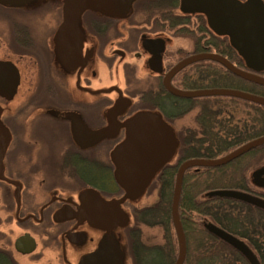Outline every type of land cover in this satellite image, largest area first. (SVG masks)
Here are the masks:
<instances>
[{"label": "flooded vegetation", "instance_id": "af4514ba", "mask_svg": "<svg viewBox=\"0 0 264 264\" xmlns=\"http://www.w3.org/2000/svg\"><path fill=\"white\" fill-rule=\"evenodd\" d=\"M209 1L175 0L169 5V0H133L127 19L87 9L62 34L61 0L0 3V264H93L90 259L107 240L121 254L119 264H137L131 238L139 206H128L130 198L117 204L126 191L117 182L112 156L128 140L125 124L140 114L167 123L177 141L175 160L163 165L151 183L177 163L183 138L194 141L198 152L224 157L264 136L262 116L241 128L223 100L199 97L185 104L165 87L168 74L181 61L199 54H218L264 77V64L253 67L245 61L250 56L233 43L235 31H217L210 23L204 11ZM213 1L242 7L257 1L264 12V0ZM177 5L200 13L195 21L169 13L168 7ZM191 24L196 25L192 31ZM165 38L186 41L191 48L173 49ZM215 64H191L170 85L183 91L214 89L198 86L211 85ZM243 81L239 86L250 93L264 89ZM196 111L194 127L185 124L184 115ZM107 130L110 135L88 143L89 134ZM263 147L220 167L231 166L229 180L261 199L264 193L250 188H264L259 183L264 167L255 170L257 180L249 173ZM242 158L246 160L232 165ZM122 206L128 213L120 211ZM124 214L130 217L127 225ZM139 245H148L141 232Z\"/></svg>", "mask_w": 264, "mask_h": 264}, {"label": "water", "instance_id": "95a60500", "mask_svg": "<svg viewBox=\"0 0 264 264\" xmlns=\"http://www.w3.org/2000/svg\"><path fill=\"white\" fill-rule=\"evenodd\" d=\"M31 0H0L4 4H19ZM133 0H66L65 24L60 32L79 20L81 13L87 9L95 10L104 15L125 16L130 10ZM204 11L209 21L218 29L226 28L235 31L233 43L245 55L253 67H260L264 64V12L261 5L256 1L252 6L242 7L239 4H227L225 2L210 0ZM230 32V31H228ZM232 34V33H231ZM161 44V43H160ZM200 61H213L223 66L234 76L249 83L264 87V77L239 69L227 59L218 54H199L181 61L167 76L166 89L176 97L190 99L199 97L223 96L233 97L264 106V97L250 92L237 89L214 88L194 91L177 90L170 85V79L185 67ZM115 109L110 113L114 114ZM128 140L120 145L114 152L112 158L116 165V179L118 184L126 191L125 196L117 201V204L124 203L127 199H137L148 189L155 174L163 165L170 161L176 153L177 141L172 128L161 121L153 114H140L125 124ZM110 135L109 130L89 134V142L96 141L103 136ZM264 146V136L254 140L232 153L218 159H189L184 161L176 174L175 186L172 200V221L178 240V257L175 264H184L187 246L182 221L179 214V204L182 193V186L185 174L194 168H220L234 160L242 157L252 149ZM264 176V168L259 171ZM264 186V179L260 180ZM225 197L232 198L251 204L264 210V199L239 192L222 191ZM223 237V236H222ZM240 250L249 264H260L255 254L244 244L233 242L223 237ZM121 254L112 241L107 240L100 253L90 259L93 264H119Z\"/></svg>", "mask_w": 264, "mask_h": 264}, {"label": "trees", "instance_id": "16d2710c", "mask_svg": "<svg viewBox=\"0 0 264 264\" xmlns=\"http://www.w3.org/2000/svg\"><path fill=\"white\" fill-rule=\"evenodd\" d=\"M174 2L175 0H169V5ZM168 8L169 13L174 11L173 8ZM257 89L260 93L255 94L264 97V89L260 87ZM253 107L264 109L259 105ZM193 144L194 141L183 138L177 163L167 166L161 175L159 174L148 186V196L157 190L156 200L134 210L136 233L135 237L131 238L133 248L131 254L137 264H175L177 260L178 254L175 252L170 229L173 224L172 200L178 166L188 159H216L223 156L208 150L198 152L193 149ZM259 151L264 154V147ZM240 161L237 160L232 165L239 164ZM229 167L231 166L198 168L192 172L188 170L185 174L179 204V214L187 246L184 264H249L243 253L233 244L208 230L202 223L203 218L210 219L225 233L244 242L247 248L255 254L260 264H264V210L220 194L222 191L242 192L244 190L235 181L229 180L230 176L227 172H232L227 171ZM235 175L233 173V177ZM222 179L224 183H216L217 180L220 182ZM185 190H187V196L186 193L184 194ZM213 191H215L214 196L202 197ZM141 225L149 229H163L164 244L139 247ZM138 261L142 262L138 263Z\"/></svg>", "mask_w": 264, "mask_h": 264}, {"label": "rangeland", "instance_id": "374dc122", "mask_svg": "<svg viewBox=\"0 0 264 264\" xmlns=\"http://www.w3.org/2000/svg\"><path fill=\"white\" fill-rule=\"evenodd\" d=\"M43 1V0H41ZM61 5H62V12H63V16L62 18L64 19V11H65V7H66V0H61ZM179 5V3H178ZM176 6V8H173L175 13L178 14H184V15H188L190 16V18L193 19V21H195V14L200 13V10H196L195 8H190V6ZM128 14L125 16H121L120 18L122 19H127L128 18ZM194 24V22H193ZM191 24L188 27V30H193L196 28V25ZM184 36H189L186 32H184ZM165 40L170 43L173 44V49L176 48V46H180L182 45L184 47L185 50H187V48H191L189 46H191L190 44L186 43V41H182V40H171L168 38H165ZM245 61H247L248 63H250L249 60L245 59ZM216 65V74H215V79L214 81H212L211 85L209 87L211 88H227V89H238V90H242V91H247V89L243 86H239L244 84L245 82L243 80H241L238 77H235L232 74H225L221 65L219 64H215ZM221 68V69H220ZM229 73V72H227ZM107 87V86H105ZM247 87V86H246ZM190 89V88H185V90ZM200 99V98H198ZM223 100L220 101L221 104L225 105L226 107L229 108L230 113L234 116V124L235 125H239V127L243 128L245 125H248V127L252 126V121L253 119L259 115L260 117L262 116L264 119V109H256L254 103L248 102V101H244L238 98H233V97H223V96H211V97H205L204 99H200L199 101L202 100ZM194 98H190V99H185L184 98V103H191V101H193ZM225 100V101H224ZM234 101V102H231ZM238 101V102H235ZM254 104V105H253ZM253 105V106H252ZM258 106V105H257ZM260 106V105H259ZM263 107V106H261ZM227 108V109H228ZM226 110V109H225ZM157 115H159L158 113H156ZM197 114L196 112H192V113H186L184 115V123L185 124H191L192 127H194L192 119L193 117ZM264 132V130H263ZM193 154V153H192ZM221 155V154H220ZM192 156V155H191ZM251 156V155H250ZM257 157H259L257 160H254L253 162H251V171L249 173L250 178L252 179V181L257 180L258 178H260L257 173L255 172V170H259L261 167H264V154L262 155H258ZM247 158V157H246ZM175 160V155L172 156V161ZM246 159L242 158L240 162H244ZM250 165V164H249ZM194 169H191V172ZM216 183H224V180L222 179L220 182L217 180ZM256 185V186H255ZM253 186H251V190H253L254 192L257 193H264V188L263 187H259L257 184H255ZM182 191H183V186H182ZM186 193V196L188 195L187 190L184 191V194ZM156 195H157V190H154L151 194H149L148 196V192L147 190L144 191L141 196L137 199H130L129 202L127 203V205L129 206L131 203L137 205V206H143L146 205L148 203L154 202L156 200ZM215 195V191L213 192H209L206 193L205 195H202L203 198H210L212 196ZM182 196V193H181ZM122 209H124L123 211H125L126 213H128L126 206H122L120 208V211H122ZM125 217V223L124 224H128L130 221V217L128 214H124ZM203 225L210 230L211 232H214L215 234L219 235L220 237H226L230 240H232L233 242H237L238 239L230 236L229 234L225 233L223 230H221L218 226H216L213 222L210 221V219L207 218H203L201 219ZM141 228V235L143 240H145L146 243H148V247H150V245L153 244H159V245H163L164 244V231L161 228H148L144 225L140 226ZM119 230H122V228H119ZM171 236H172V240H173V244L175 246V252L178 254V241H177V237H176V233H175V229L173 224L171 225ZM240 242V240H238ZM144 242V241H143ZM242 243V242H241ZM243 244V243H242ZM119 246H122V243L119 242Z\"/></svg>", "mask_w": 264, "mask_h": 264}]
</instances>
